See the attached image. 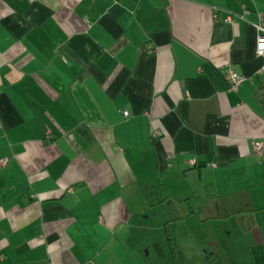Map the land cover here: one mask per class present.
Instances as JSON below:
<instances>
[{
  "label": "crops",
  "instance_id": "obj_1",
  "mask_svg": "<svg viewBox=\"0 0 264 264\" xmlns=\"http://www.w3.org/2000/svg\"><path fill=\"white\" fill-rule=\"evenodd\" d=\"M260 15L0 0V264H264Z\"/></svg>",
  "mask_w": 264,
  "mask_h": 264
},
{
  "label": "built area",
  "instance_id": "obj_2",
  "mask_svg": "<svg viewBox=\"0 0 264 264\" xmlns=\"http://www.w3.org/2000/svg\"><path fill=\"white\" fill-rule=\"evenodd\" d=\"M215 18L219 19L218 15L215 14ZM224 21L226 22H233L234 17L231 14H228L225 18ZM256 30H257V45H256V54L258 56H261L264 59V17L260 15V20L259 22L255 25ZM149 50H152L149 48ZM225 69V77L228 81L229 87L231 90H237L238 87L243 83L244 80H246V77L242 74H239L238 72L235 71L233 65L231 63H227L224 66ZM259 72H264V62L259 70ZM125 115H127V112H124ZM153 133L160 134L159 130L153 131ZM253 146L256 150L257 153H263L264 152V141H253ZM7 163V159H1L0 160V166H3ZM87 264H96L93 261L88 262Z\"/></svg>",
  "mask_w": 264,
  "mask_h": 264
}]
</instances>
